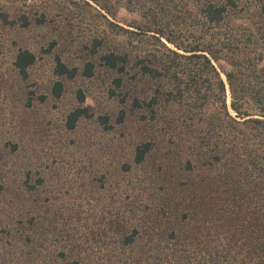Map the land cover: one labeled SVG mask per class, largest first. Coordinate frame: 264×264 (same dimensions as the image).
I'll return each mask as SVG.
<instances>
[{
  "label": "trees",
  "instance_id": "obj_1",
  "mask_svg": "<svg viewBox=\"0 0 264 264\" xmlns=\"http://www.w3.org/2000/svg\"><path fill=\"white\" fill-rule=\"evenodd\" d=\"M82 3L108 27L94 35L89 49L116 73L110 95L130 102L129 112L141 114L145 125L121 168H149L139 188L121 194L127 201L89 209L91 224L75 238L63 234L67 243L57 254L47 251V264H264V0H172L157 12L143 0H0V30L72 27L70 8ZM174 6L189 30H172L159 20ZM120 8L139 11L147 22L123 27L112 20ZM19 42H13L10 69L0 65V91L6 105L16 102L24 128L25 116L36 102L47 101V93L28 90L38 56ZM133 67V79L154 87L150 96L124 93ZM95 68L88 61L85 75L93 76ZM78 71L55 56L56 99L64 94V80ZM85 100L78 90L66 128L89 116ZM127 115L123 108L114 124L108 115L99 121L112 130ZM159 144L160 158L149 162ZM20 145L13 138L0 141V173ZM28 167L23 184L37 190L45 178L30 182ZM52 235L47 228V250Z\"/></svg>",
  "mask_w": 264,
  "mask_h": 264
},
{
  "label": "rangeland",
  "instance_id": "obj_2",
  "mask_svg": "<svg viewBox=\"0 0 264 264\" xmlns=\"http://www.w3.org/2000/svg\"><path fill=\"white\" fill-rule=\"evenodd\" d=\"M143 1L156 12L161 11L162 5L170 6L172 2ZM169 9L171 16L161 15L159 20L170 25L172 30H189L191 25L180 18V10L175 6ZM70 12L72 27L62 28L52 23L44 28L0 30V65L10 69L13 42L20 41L38 56L28 90L47 93V101L35 103L30 115L25 116L28 122L22 128L16 114V102L6 105L4 93L0 91V141L13 138L21 142L19 153L7 156L10 165L3 163L0 173V264H47V251L57 254L67 243L64 239L68 237L63 234L71 233L75 238L78 232L85 231L86 224H91L87 214L89 209L127 201L121 194L132 187L139 188L140 180L147 177L145 169L148 166L135 168L131 173L121 168L142 137L145 125L140 122L141 114L129 112L130 102L124 104L120 96L110 95L116 73L103 66L89 49L94 35L105 34L108 27L104 19L84 3L72 5ZM112 20L125 28L147 22L139 11L125 8H120ZM4 40L8 43L7 48L2 46ZM56 55L79 70L76 78L64 80L65 91L60 99L51 93L57 78L54 73ZM88 61H94L96 66L90 77L84 73ZM134 68L126 77L124 93L130 97L150 96L154 87L142 79H133ZM80 89L86 95L89 116L80 119L77 127L71 130L66 128V118L79 104ZM13 95L14 90H11L8 97ZM123 108L128 112L126 122L116 124L112 130L105 129L99 117L108 115L114 124ZM174 108L175 105L166 107ZM187 139L185 149L189 154L191 138ZM161 147L159 144L149 162L160 158ZM26 166L33 170L30 182L40 175L45 178V183L37 190L23 184ZM81 214L87 217H80ZM47 228L53 233L50 237L52 247L48 250ZM57 263L65 264V260L58 259Z\"/></svg>",
  "mask_w": 264,
  "mask_h": 264
},
{
  "label": "water",
  "instance_id": "obj_3",
  "mask_svg": "<svg viewBox=\"0 0 264 264\" xmlns=\"http://www.w3.org/2000/svg\"><path fill=\"white\" fill-rule=\"evenodd\" d=\"M224 77L226 78V75L224 74Z\"/></svg>",
  "mask_w": 264,
  "mask_h": 264
}]
</instances>
